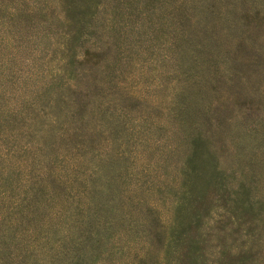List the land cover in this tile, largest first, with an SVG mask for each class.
Wrapping results in <instances>:
<instances>
[{"label": "rangeland", "instance_id": "obj_1", "mask_svg": "<svg viewBox=\"0 0 264 264\" xmlns=\"http://www.w3.org/2000/svg\"><path fill=\"white\" fill-rule=\"evenodd\" d=\"M0 264H264V0H0Z\"/></svg>", "mask_w": 264, "mask_h": 264}, {"label": "trees", "instance_id": "obj_2", "mask_svg": "<svg viewBox=\"0 0 264 264\" xmlns=\"http://www.w3.org/2000/svg\"><path fill=\"white\" fill-rule=\"evenodd\" d=\"M80 13H82V14H85L84 12H81V11H70L69 13H68V15L71 17V18H75L77 15L78 16H80ZM86 16H83V18L81 19V20H84V18H85ZM76 19V18H75ZM85 20H87V17H86V19ZM82 30H83V28L81 29V28H78V31H77V33H76V35L74 36V39H77V38H79L81 35H82ZM79 43H74V42H72L71 44H69V45H67L66 46V44L64 45V48L65 49H68V51H69V54H71L72 55V57H73V54L75 53V50H76V48H77V45H78ZM79 46V45H78ZM74 53H73V52ZM75 55V54H74Z\"/></svg>", "mask_w": 264, "mask_h": 264}]
</instances>
